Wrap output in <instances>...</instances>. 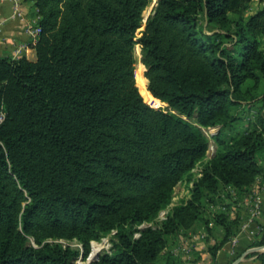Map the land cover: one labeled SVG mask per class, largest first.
<instances>
[{"label":"trees","instance_id":"1","mask_svg":"<svg viewBox=\"0 0 264 264\" xmlns=\"http://www.w3.org/2000/svg\"><path fill=\"white\" fill-rule=\"evenodd\" d=\"M27 1L41 29L36 60L0 56V264H75L79 251L57 240L77 238L87 252L113 230L94 264H173L160 256L167 237L201 219L209 194L264 173L263 116L230 144L215 134L213 157L200 177L191 172L208 148L200 127L234 121L242 83L264 77V6L244 19L252 0H156L139 30L151 0ZM201 16L234 31L209 34ZM135 45L146 89L164 107L138 85ZM182 179L190 198L158 221ZM215 218L222 235L207 249L219 264L240 220ZM144 221L155 227L138 229ZM261 228L252 246L264 245ZM249 256L264 264V252Z\"/></svg>","mask_w":264,"mask_h":264},{"label":"rangeland","instance_id":"2","mask_svg":"<svg viewBox=\"0 0 264 264\" xmlns=\"http://www.w3.org/2000/svg\"><path fill=\"white\" fill-rule=\"evenodd\" d=\"M155 2L156 0L149 1L148 5L143 11L141 27L139 30L143 29L144 24L155 5ZM263 6L264 3L260 0H252L243 10V18L247 19L250 15L261 9ZM228 17L230 19H234L236 16L230 14ZM200 18L203 29L209 34L213 32L225 33L228 31H234V28L231 25L227 26L226 28H221L217 24L207 23L202 16ZM223 41L225 47L232 51L233 57L237 58V50L239 49V46H237L234 41L227 38H225ZM258 48L264 52V37L259 38ZM133 56L135 69L137 68L138 85L142 90L144 96L152 104L153 107H164L156 99H154L146 89L145 79L143 77V66L140 62V52L137 45H135L133 49ZM240 90L242 93V100H240V103L236 108L235 114L237 118L234 121L225 126L216 125L213 127H200L203 134L208 139V148L203 159H201V161H199L191 170L195 178L200 177V170L202 169L203 165L208 160H210L216 152L218 145L217 141L214 139L215 134L219 132V138L224 143L230 144L231 141L236 138V136L243 133H248L253 129L261 128L259 117H264V77H260V80L256 86H254V81L246 79L242 83ZM246 90H248V92H245ZM261 157L264 156L262 155ZM260 163L264 167L263 159H261ZM192 185V182H188L186 179H182L173 187L170 203L167 208L159 211L157 216L158 221L165 219L168 211L172 207L183 204L190 198ZM261 196L262 199H260ZM207 198L208 199L205 201L201 219L195 222V224L191 228L180 229L174 234L167 237L165 248L160 252V256H169V263L202 264L203 256L208 252V246L212 245L215 241H218L221 238L222 229L221 226L216 222L217 219L215 218V216L219 213H226L230 218L237 217L240 220V226L237 230L238 232L243 222L251 216L253 205H255V199L259 198L260 200V203H258V205H264V173L257 176L256 181L252 186L235 189L227 185H221L217 192L209 194ZM205 221H207L208 223L206 224ZM147 227H155V224L152 222L144 221L137 225L138 229H144ZM114 232L115 230H113L109 236L102 237L99 240H90L88 242L87 252H85V246L83 242L77 238H62L57 241L61 242L64 245H69L70 247L75 248L79 251L78 257L74 261L75 264H94V262L97 261L100 255L110 253L111 235L114 234ZM138 236L139 232H135V237ZM254 239L255 238H253V240ZM93 241L102 244V247L98 251V256L96 258H90V254H92L93 252ZM29 243L33 246H36L33 239L31 238L29 239ZM184 245H191L189 247V251H192L191 254L195 255L196 258L194 260L186 259V257L181 252H176L181 251V248L184 247ZM261 247H264V245L252 246V248L257 249L254 252H264V248ZM164 260L165 258L161 257L159 258V260H157L156 264H164Z\"/></svg>","mask_w":264,"mask_h":264},{"label":"crops","instance_id":"3","mask_svg":"<svg viewBox=\"0 0 264 264\" xmlns=\"http://www.w3.org/2000/svg\"><path fill=\"white\" fill-rule=\"evenodd\" d=\"M22 18L13 16L12 4L9 0H0V56H9L12 58L26 57L28 60H36V52L33 46H28L19 53H14L17 46L27 42L26 28L38 20V15L32 3L22 0L20 4ZM263 196V195H262ZM262 196L260 199H262ZM264 205H259V214L252 218L245 230H240L227 242L218 252L219 264H260L256 256L247 255L254 252L252 248L253 238L257 234L250 235L249 231L256 232L258 227H263L264 223ZM248 217L243 223L247 222ZM260 248V247H259ZM262 248V247H261ZM195 255H190V260H194ZM211 263V258L204 254L203 260Z\"/></svg>","mask_w":264,"mask_h":264},{"label":"built area","instance_id":"4","mask_svg":"<svg viewBox=\"0 0 264 264\" xmlns=\"http://www.w3.org/2000/svg\"><path fill=\"white\" fill-rule=\"evenodd\" d=\"M9 1L12 4L13 16L22 18V11H21V8H20V4H21L22 0H9ZM36 23L37 22H35L32 25H29L26 28V33H27V36H28L27 42H23V43L19 44L17 46V48L14 50L15 54L19 53L21 50L26 49L28 46H34L36 44V42H37V40L39 38V34L41 32L40 27ZM1 25H2V22L0 21V26ZM4 119H5V112H4V110L2 108H0V124L4 121ZM258 203H260V200H259V198H256L255 199V205H253V209H252V212H251V216L247 220V222H245V223H243L241 225L240 230H245L247 228L248 223L251 222L252 218L259 214V205H258ZM261 231H262V228L258 227L256 232L249 231V234L250 235L258 234ZM190 246L191 245H184V247L181 248V251H176V252H181L186 257V259H190V255L192 253V251H189L190 250V248H189ZM202 264H211V263H208V261L206 259H204Z\"/></svg>","mask_w":264,"mask_h":264},{"label":"water","instance_id":"5","mask_svg":"<svg viewBox=\"0 0 264 264\" xmlns=\"http://www.w3.org/2000/svg\"><path fill=\"white\" fill-rule=\"evenodd\" d=\"M252 250H257V249H252ZM98 256V253H96L94 256H93V258H96ZM90 258H92V257H90Z\"/></svg>","mask_w":264,"mask_h":264},{"label":"bare ground","instance_id":"6","mask_svg":"<svg viewBox=\"0 0 264 264\" xmlns=\"http://www.w3.org/2000/svg\"><path fill=\"white\" fill-rule=\"evenodd\" d=\"M262 248H264V247H262ZM90 257H91V254H90Z\"/></svg>","mask_w":264,"mask_h":264}]
</instances>
